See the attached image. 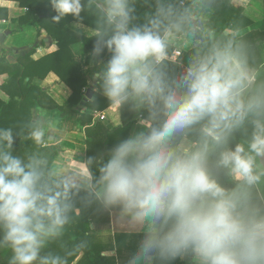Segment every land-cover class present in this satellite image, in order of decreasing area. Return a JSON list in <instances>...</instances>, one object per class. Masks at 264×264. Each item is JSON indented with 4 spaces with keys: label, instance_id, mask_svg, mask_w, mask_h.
Segmentation results:
<instances>
[{
    "label": "clouds",
    "instance_id": "obj_1",
    "mask_svg": "<svg viewBox=\"0 0 264 264\" xmlns=\"http://www.w3.org/2000/svg\"><path fill=\"white\" fill-rule=\"evenodd\" d=\"M48 3L52 21L71 16L78 34L95 37L94 60L111 54L95 74L99 91L136 115L137 130L106 158L72 165L39 150L62 142L46 118L0 127V249L11 251L9 264H68L71 251L48 249L88 209L139 236L125 264H264V77L242 47L212 39L172 75L170 42L194 31L188 8L155 0L139 23L134 0ZM18 139L37 150L16 154Z\"/></svg>",
    "mask_w": 264,
    "mask_h": 264
},
{
    "label": "trees",
    "instance_id": "obj_2",
    "mask_svg": "<svg viewBox=\"0 0 264 264\" xmlns=\"http://www.w3.org/2000/svg\"><path fill=\"white\" fill-rule=\"evenodd\" d=\"M13 1H17L21 8L26 10L25 16L15 22L21 27L36 23L39 36H51L54 44L49 48H36L14 64L8 61L7 53L2 52L0 127H12L20 131L26 128L31 119H35L34 112L40 111L53 113L57 120H66L76 115L78 116L76 125L83 128L85 132V160L89 157L104 156L106 158L107 151L111 147L129 136L137 117L129 110L122 109V126L116 130H109L102 121L95 119V113L104 112L110 108L106 97L90 89L92 81L95 82L94 88L99 90V81L95 80V74L100 71L103 64L85 72V59L76 56L72 50V46L84 42L92 52L95 37L89 39L74 34L69 29V25L74 21L71 16L59 23L52 21L51 18L55 13L51 6L41 11L34 7V4L29 3V0ZM171 2L177 8H188L191 11L192 18L194 17V31L189 38L199 41L200 44L195 50L183 53L176 63L166 60L170 74L178 76L188 66L191 58L201 53L212 39L226 38L242 47L248 68L257 70V77H264V31H252L238 36L240 32L251 27L253 22L244 15L243 9H237L231 5L232 0H171ZM134 7L137 21L144 23L154 11L155 0H134ZM208 12H212V16L209 21H205V15ZM81 15L83 23L90 27L94 26L93 15L88 12H83ZM7 19V13L0 10V21ZM174 51L175 49L169 46L167 57H171ZM105 53L108 51L105 50L103 55ZM100 59L102 56L96 60ZM51 73L57 75L72 91L71 97L64 105L57 104L41 86ZM91 95L92 98L85 105V110H80L85 97ZM93 98L94 103L91 102ZM14 149L16 154L24 155L37 150V146L32 141L18 139ZM39 150L46 152L51 159H56L62 151L61 142L55 146H42ZM110 218L111 215L94 209L82 211L67 227L64 237L51 244L48 250L61 255L65 251H71L68 264H125L139 236L116 234L110 239L99 237L92 226L98 223H109ZM77 245L83 246L77 248ZM10 257V250L0 249V264H9ZM177 264H183V262L178 261Z\"/></svg>",
    "mask_w": 264,
    "mask_h": 264
},
{
    "label": "crops",
    "instance_id": "obj_3",
    "mask_svg": "<svg viewBox=\"0 0 264 264\" xmlns=\"http://www.w3.org/2000/svg\"><path fill=\"white\" fill-rule=\"evenodd\" d=\"M38 1L39 0H29V3L34 4V7H36L38 10L41 9V11L51 6L48 3V0H44L43 2ZM231 5L234 8L243 9L244 15L253 22L251 27L240 32L238 36L245 35L252 31H264L263 0H232ZM0 10L5 11L8 15L7 20L0 21V57L2 56V52H6L8 61L14 64L21 57L26 56L32 50L39 47L49 48L54 44V40L51 36H39L38 25L33 21V23L27 27H21L19 23L15 22L16 20L24 17L26 14V10L21 8L17 1L0 0ZM211 16L212 12L206 13L205 21H209ZM74 23L75 21L69 25V29L74 34L83 38H93L88 37L84 33L78 34L73 28ZM83 24L86 25L85 23ZM86 26L90 27L88 25ZM199 44V41L190 39L189 35H185L183 37L173 39L169 46L173 47L175 50L179 49L183 54L195 50ZM72 50L76 56L83 57L85 59V72L94 68L95 66L103 64L110 55L108 52L102 55V59L94 60L91 56V51L84 42L77 43L76 45L72 46ZM166 60H169L168 57ZM178 60L173 62L176 63ZM250 70L255 75H257V70ZM95 80H97L96 76ZM41 86L59 105H64L72 95V91L69 89V87L66 86L54 73L49 74L45 81L42 82ZM94 86L95 82L91 81V91L103 95L102 92L96 90ZM85 108V106L82 108L81 103L80 110H85ZM101 116H105V120H101ZM94 117L97 121H102L109 130H116L122 126L121 112L114 106L110 107L104 112L95 113ZM77 120L78 116L72 115L66 120H57L54 118L52 122V125L55 128V134L62 137V151L59 157H64L65 159L69 160L72 165H76L81 161H85L86 155V149L84 146L86 140L85 132L84 129H81L76 125ZM136 130L137 120L131 127L129 135H131ZM92 229L96 231L99 237L103 239L113 238L116 234H129L125 226L120 221H118L114 215H111L109 223L94 224Z\"/></svg>",
    "mask_w": 264,
    "mask_h": 264
},
{
    "label": "rangeland",
    "instance_id": "obj_4",
    "mask_svg": "<svg viewBox=\"0 0 264 264\" xmlns=\"http://www.w3.org/2000/svg\"><path fill=\"white\" fill-rule=\"evenodd\" d=\"M37 116H41V117L46 118L48 121L51 122V124L54 120V117H53L54 115L51 112H44V111H40L39 113L34 112V118H36ZM81 129H83V128H81Z\"/></svg>",
    "mask_w": 264,
    "mask_h": 264
},
{
    "label": "built area",
    "instance_id": "obj_5",
    "mask_svg": "<svg viewBox=\"0 0 264 264\" xmlns=\"http://www.w3.org/2000/svg\"><path fill=\"white\" fill-rule=\"evenodd\" d=\"M182 56V52L176 49L171 57H168L169 61H177ZM101 120H105V116H101Z\"/></svg>",
    "mask_w": 264,
    "mask_h": 264
},
{
    "label": "water",
    "instance_id": "obj_6",
    "mask_svg": "<svg viewBox=\"0 0 264 264\" xmlns=\"http://www.w3.org/2000/svg\"><path fill=\"white\" fill-rule=\"evenodd\" d=\"M92 98V95L91 96H87L84 101L82 102V108L86 105V103Z\"/></svg>",
    "mask_w": 264,
    "mask_h": 264
}]
</instances>
